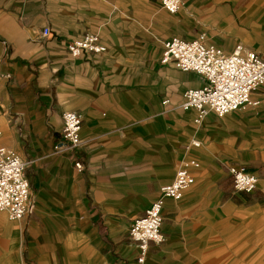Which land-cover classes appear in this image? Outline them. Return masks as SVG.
Listing matches in <instances>:
<instances>
[{
  "label": "crops",
  "instance_id": "1",
  "mask_svg": "<svg viewBox=\"0 0 264 264\" xmlns=\"http://www.w3.org/2000/svg\"><path fill=\"white\" fill-rule=\"evenodd\" d=\"M87 33L106 52L74 58L69 41ZM173 36L264 56V0H183L177 13L160 0H0V142L26 162L33 199L21 220L0 212V264H264V85L258 106L196 123L181 104L206 79L161 63ZM67 110L82 116L77 148ZM190 158L195 183L164 200L166 241L140 263L130 227ZM231 167L257 188L236 191Z\"/></svg>",
  "mask_w": 264,
  "mask_h": 264
},
{
  "label": "built area",
  "instance_id": "2",
  "mask_svg": "<svg viewBox=\"0 0 264 264\" xmlns=\"http://www.w3.org/2000/svg\"><path fill=\"white\" fill-rule=\"evenodd\" d=\"M160 3L170 13H177L183 7V0H160ZM49 32L50 29L45 27L43 33L48 35ZM67 48L74 58L86 53L102 54L107 50L97 33H87L81 38L72 39ZM161 63L173 64L182 71H192L206 79L202 87L188 89L181 104L186 110H196V123H200L210 113L222 117L240 109L256 107L260 103L255 92L264 85V56L241 44L228 53L202 37L185 39L173 36L164 42ZM81 129V114L73 110L65 111L62 134L68 148L81 145ZM192 144L200 146L201 142L193 140ZM62 147L60 144L56 149ZM199 166L200 162L195 158L184 161L173 181L161 187V196L146 209L143 216L133 221L129 234L140 249V263L144 262L151 243L160 245L166 241L162 232L164 200L181 199L195 183L192 168ZM25 167L26 162L14 150L0 142V212H6L12 220H21L33 208ZM230 172L236 191L250 193L257 188L259 178L253 172L237 167H231ZM101 264L113 263L104 261Z\"/></svg>",
  "mask_w": 264,
  "mask_h": 264
}]
</instances>
